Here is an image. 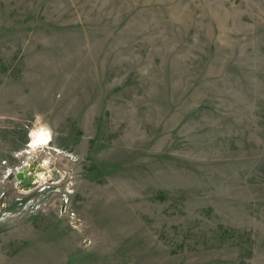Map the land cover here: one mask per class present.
Returning <instances> with one entry per match:
<instances>
[{"label":"rangeland","instance_id":"rangeland-1","mask_svg":"<svg viewBox=\"0 0 264 264\" xmlns=\"http://www.w3.org/2000/svg\"><path fill=\"white\" fill-rule=\"evenodd\" d=\"M0 264H264V0H0Z\"/></svg>","mask_w":264,"mask_h":264},{"label":"water","instance_id":"water-1","mask_svg":"<svg viewBox=\"0 0 264 264\" xmlns=\"http://www.w3.org/2000/svg\"><path fill=\"white\" fill-rule=\"evenodd\" d=\"M31 168H34V164L30 165ZM38 170V169H37ZM18 179L24 180L26 182V185H31V175L27 174V171H20L17 174Z\"/></svg>","mask_w":264,"mask_h":264},{"label":"bare ground","instance_id":"bare-ground-1","mask_svg":"<svg viewBox=\"0 0 264 264\" xmlns=\"http://www.w3.org/2000/svg\"><path fill=\"white\" fill-rule=\"evenodd\" d=\"M41 139H42V137H41V133L40 132L37 135H34L33 136V140L31 139L32 140V143H31L32 147L33 148H36L39 145H41ZM38 178H40L41 180H43V177L41 176V174L38 175L37 179Z\"/></svg>","mask_w":264,"mask_h":264}]
</instances>
